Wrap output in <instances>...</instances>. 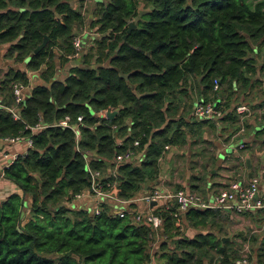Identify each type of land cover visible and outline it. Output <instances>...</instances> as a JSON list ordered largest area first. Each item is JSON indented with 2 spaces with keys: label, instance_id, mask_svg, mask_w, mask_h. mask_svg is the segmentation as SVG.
<instances>
[{
  "label": "trees",
  "instance_id": "obj_1",
  "mask_svg": "<svg viewBox=\"0 0 264 264\" xmlns=\"http://www.w3.org/2000/svg\"><path fill=\"white\" fill-rule=\"evenodd\" d=\"M82 7L83 0H0V43L11 61L0 74V104L12 103V82L28 85L29 71L40 80L29 84L17 119L0 106V139L31 140L1 171L20 192L0 200V264H207L210 251L217 254L213 264H232L228 237L211 230L223 220L218 209L188 207L178 216L174 201L156 206L161 224L154 232L128 214L112 213L104 200L97 212L64 202L89 186L94 169L102 189L114 183V196L130 199L157 180L164 144L182 145L203 127L215 131V124L220 134L232 126L226 141L246 126L234 107L260 82L264 0H96L87 25ZM85 31L84 45L75 50L73 38ZM207 100L222 109L219 117L181 112L187 101ZM64 115L72 122L81 116L77 138L56 124ZM36 122L43 127L31 131ZM254 134H264V126ZM127 149L131 158L115 161ZM107 165L114 172L102 174ZM261 210L243 213L256 220ZM254 258L253 264H264V238Z\"/></svg>",
  "mask_w": 264,
  "mask_h": 264
},
{
  "label": "crops",
  "instance_id": "obj_2",
  "mask_svg": "<svg viewBox=\"0 0 264 264\" xmlns=\"http://www.w3.org/2000/svg\"><path fill=\"white\" fill-rule=\"evenodd\" d=\"M92 1L93 0H83V7H82L83 10L85 8H88L86 16H88L89 14V11L92 6L91 4ZM141 6L142 4L140 3L137 7L138 11H141L143 9L141 8ZM85 33L87 34L86 31ZM82 36L83 34H81V37L79 36L80 41L82 39ZM5 48L6 45L4 43H0V74L7 67V65L11 64L9 57L5 56L4 54ZM257 65H258L257 68H260V70H257L256 75L259 78L260 82H258V84H255L249 92H246L249 95L245 96V98L239 103V104L247 105L249 109V112L246 114H242V117L239 119V121H243L246 124V126L244 128L240 127L238 130L234 131L226 141H223L222 138L225 137L227 130H230L232 126L225 125V130L221 132V134L218 129V127L220 126L219 124H215L216 125L215 131L207 129V127H203L201 135L194 137H191L192 135H189L186 137V140L182 145L174 146L173 148H170L169 146L168 152L164 155V157L160 161H158V165H159L158 178L156 181H154V184L151 186H157L158 188H166L165 186H160V182L164 177H167L165 176V173L167 172L166 170L170 168L168 166V163L170 162V157L172 155L173 156L176 155L175 154L176 149L177 150L183 149V154H186L190 150V147L187 143L188 141L187 138H190V142L191 140L192 142L195 141V139L197 142L201 141L200 139L207 142H212L213 143L212 146L215 145L214 152L211 153L209 152L210 154L205 155L203 158L199 159L198 160L199 164L201 161L200 166L198 164L197 167H193V169L199 168V170H201V174L204 177L203 180H202V176L198 177V179H191L188 176V173L189 175L190 174L194 175V174L191 171L190 167L189 168L186 167L184 168V177L181 180H179L178 178L172 179L174 181H179L176 182L178 183L176 184V188L177 186L178 188L182 187L186 190L195 192L196 194H199L200 196L209 199L210 193L215 191L217 188L225 186L227 183V179L231 177H237L241 181H246L250 176L258 175V192L264 191V137L258 135L256 136L254 134L256 129H259L261 126H264V55L262 51H259V54L257 55ZM19 66L20 65L18 64V67ZM67 67L68 64H65L61 68H58L57 76L63 77L66 73ZM28 76H29V83L27 85V89L29 91V84L39 83L40 80L37 78V75L34 71H29ZM192 100H197L195 92H193ZM194 102L196 101H191V102L187 101L186 105L184 106V110L181 111L184 112L187 117L188 116L193 117L191 110ZM248 104L254 106L249 107ZM211 119H215V118H211ZM208 132H210L211 136L213 133L216 138L214 140H210L209 138H207L206 136ZM239 142L244 143L243 147H241L242 149L236 146L238 145ZM201 145L202 144L200 143L198 144L194 143V147L195 146L199 147L197 148V153L202 147ZM209 148H207V150H209ZM25 149H26V144L24 142V139H18L12 142H6L0 140V154L2 152H6L8 154H19L22 153ZM209 155L216 157V159L212 161L208 160ZM228 161L233 163L232 164L233 169H231L232 171L224 168L229 164ZM112 170L113 168L110 165H107L101 171L102 174H105V173H110ZM261 172H262V176H261ZM186 178L190 179L191 181L187 182ZM200 182H202L203 184L199 185ZM146 189L147 188L141 189L140 191L137 192V194H139L142 191H145ZM171 190H174V188ZM12 191L18 193L20 192L19 189H17L11 181L0 176V200L1 198H3L5 195H7ZM112 193L114 194L113 191ZM104 201L111 211L117 208H123L126 209V211L137 212L149 208L150 205L152 206L154 205V204H144L143 202L140 201H132L124 204L122 202H117L111 198L104 199ZM96 202L97 200H95L93 196L83 194L79 197H74L71 200L64 202V204L71 208H85L90 210V208H92V206H94ZM262 211H264V209H262L259 213H261ZM224 213H229V212H224ZM254 221L258 222L259 217H256V220ZM184 231L186 234L189 235L193 233V230L190 227H186ZM153 238L154 239L149 242L150 250H154L156 248V242L158 240V236H155Z\"/></svg>",
  "mask_w": 264,
  "mask_h": 264
},
{
  "label": "built area",
  "instance_id": "obj_3",
  "mask_svg": "<svg viewBox=\"0 0 264 264\" xmlns=\"http://www.w3.org/2000/svg\"><path fill=\"white\" fill-rule=\"evenodd\" d=\"M73 46L75 50L80 48V38L79 36H75L72 40ZM73 55H76L74 53ZM212 90L216 91L218 89V82L216 78H213L212 81ZM27 88L26 85H23L19 82L11 83V92L13 101L9 105H1L3 106L14 119L18 118L17 106L19 102L23 98V89ZM234 111L238 114L239 118L242 117V114H246L249 112L248 106L244 104H237L234 107ZM106 110L103 109L99 111V114H105ZM191 113L194 117L198 119H207V118H217L222 114V109L219 107H215L214 102L211 100H207L204 102H194L192 106ZM81 116L77 115L75 118V122H72L67 115H64L61 119L57 121L56 124L60 126H66L73 130L74 137L77 138L79 135L77 124L80 121ZM43 127L40 122H36L34 125L29 126L31 131L39 129ZM18 139H24L26 147L30 145V138L28 137H9L5 136L1 138V141L12 142ZM133 145L137 144V140L134 139L132 141ZM238 147H241V142L238 143ZM169 145L164 144L160 154L157 157V161H160L164 155L168 152ZM25 151V150H24ZM23 151V152H24ZM22 152V153H23ZM133 150L127 149L122 153L115 155V161L126 160L131 158ZM20 154V153H19ZM17 154H8L6 152H2L0 154V176L2 168L7 166L16 156ZM137 159L139 158V154H136ZM89 186L83 189L80 193L76 194L74 197H79L83 194L90 195L97 200L96 204L90 208L88 211L97 212L98 202L107 198L114 199L117 202H122L126 204L127 202L132 201H140L144 204H150L153 202V206L150 205L149 208H146L142 211L132 212L126 211L123 208H117L112 213L118 216H124L128 214L129 219L132 222H145L149 225V227L156 232L161 224V217L153 212V208L156 206L163 205L164 208H167L171 203V201L175 202V210L173 215H181L188 207H196V208H213L218 209L221 212H234V213H243L246 211H254L257 209H264V191L258 192V175L250 176L246 181H241L237 177H231L228 179L225 186L217 188L215 191L210 193L209 199L196 194L195 192H191L182 187L176 188L174 190L167 188H158L157 186H152L146 189L145 191L140 192L139 194H135L130 199H119L114 196L112 193L114 183L109 185V189H102L101 184L97 182L101 173L99 170H89ZM114 170L111 171L113 173ZM157 236V234H155ZM246 248V245H244ZM232 264H248L245 258H236L233 260Z\"/></svg>",
  "mask_w": 264,
  "mask_h": 264
},
{
  "label": "rangeland",
  "instance_id": "obj_4",
  "mask_svg": "<svg viewBox=\"0 0 264 264\" xmlns=\"http://www.w3.org/2000/svg\"><path fill=\"white\" fill-rule=\"evenodd\" d=\"M88 35L87 34H83L82 39L80 41V47L84 45L85 41H86V37ZM23 96H26L28 94V89L24 88L23 89ZM264 137V134L260 135ZM207 138H209L210 140H214L216 137L215 135L212 133V136L210 135V132H208ZM212 137V138H211ZM188 141V145L190 147V150L186 153L183 154V149H176V155H172L170 157V162L168 163V166L170 167L168 170H166L167 172L165 173V176L161 182H160V186H165L168 189H176V182L179 181H174L172 180L173 178H178L179 180H181L184 177V168L186 167H190L191 171L193 172L194 175L201 177V170L198 169H193V167H197V165L199 164V159L203 158L205 155L210 154L211 152H214V147L215 145L212 146V142H207L204 141L202 139H200L201 141L197 142L196 139L195 141L190 142V138H187ZM194 143L195 144H202L200 150L197 153V148H199L198 146L194 147ZM237 144V142H236ZM235 144V145H236ZM242 144V143H241ZM211 147V148H209ZM184 148V147H182ZM207 148H209V150H207ZM261 149V148H260ZM210 152V153H209ZM212 156V155H209ZM208 156V157H209ZM207 157V158H208ZM163 162V160H162ZM228 165L224 168L231 170L233 169V163L228 161ZM201 164V161H200ZM199 164V166H200ZM198 166V167H199ZM174 171V172H172ZM232 171V170H231ZM256 171V170H254ZM192 175V174H190ZM188 173V176H190ZM261 176H262V172H261ZM189 178V177H188ZM186 178V181H191L190 179ZM204 179V177L202 176V180ZM230 179V178H229ZM228 181V179H227ZM203 184L202 182H200L199 185ZM198 193V192H197ZM6 196V195H5ZM4 196V197H5ZM3 197V198H4ZM1 198V199H3ZM222 217L223 220H221V222H219L220 226L217 227H213L211 230L217 235V236H226L228 237V241H230V245H231V249L234 251V260L236 258H245V260H247L248 264H253L255 261L254 258V250L258 244L259 240H262L264 238V211L259 213L260 219L258 222H255L251 216L245 214V213H234V212H229V213H224L222 212ZM215 229H219V231H216ZM184 231V229H183ZM237 233V235L235 234ZM250 237L254 238L250 240ZM244 245H246V248L244 247ZM210 256L212 258V260L210 262H207V259L205 260V262L207 264H213L214 259H216L217 254L214 251H210ZM232 259V260H233Z\"/></svg>",
  "mask_w": 264,
  "mask_h": 264
},
{
  "label": "water",
  "instance_id": "obj_5",
  "mask_svg": "<svg viewBox=\"0 0 264 264\" xmlns=\"http://www.w3.org/2000/svg\"><path fill=\"white\" fill-rule=\"evenodd\" d=\"M94 1H96V0H93L92 2H91V4L93 5V3H94ZM70 4H72V2H69ZM90 15H91V10H90V12H89V14H88V18H87V21H86V25L88 24V22H89V19H90ZM127 25H128V27H131V26H133L134 24H133V21L132 20H129L128 22H127ZM87 31H88V29H86ZM45 39H46V37L44 36V38L42 39V41L38 44V45H36V47L33 49V52H36L38 49H40L42 46H43V44H44V42H45ZM123 76H125V75H123ZM112 112H109V113H107L108 115H110ZM246 161V160H245ZM148 183V182H147ZM150 204H153V202H151ZM224 238H227V237H225V236H223V237H221V239H224Z\"/></svg>",
  "mask_w": 264,
  "mask_h": 264
}]
</instances>
